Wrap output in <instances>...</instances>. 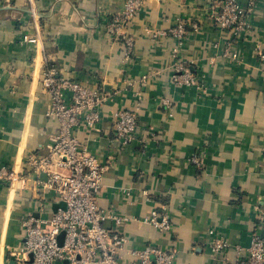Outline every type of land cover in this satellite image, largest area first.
Here are the masks:
<instances>
[{"label":"crops","instance_id":"1","mask_svg":"<svg viewBox=\"0 0 264 264\" xmlns=\"http://www.w3.org/2000/svg\"><path fill=\"white\" fill-rule=\"evenodd\" d=\"M213 1L142 0L126 30L133 38L127 55L107 32L126 0H0V169L25 172L28 155L43 152L57 134L59 122L48 115L52 98L41 82L45 56L63 76L106 94L101 123L78 137L103 163L110 158L98 201L127 219L122 264L148 246L174 251L175 264H214L210 229L230 242L235 257L234 247L250 246L259 228L264 0H256L251 33L231 48V32L209 18ZM180 23L183 41L169 33ZM180 65L207 81L205 92L174 81ZM122 109L136 111L139 123L125 148L113 129V114ZM61 204L33 178L0 181V264H17L11 251L25 242L24 220ZM154 210L167 216L170 230L145 222Z\"/></svg>","mask_w":264,"mask_h":264},{"label":"built area","instance_id":"2","mask_svg":"<svg viewBox=\"0 0 264 264\" xmlns=\"http://www.w3.org/2000/svg\"><path fill=\"white\" fill-rule=\"evenodd\" d=\"M142 6V0H126L125 11L112 16L107 25V32L116 41L124 43L127 55L132 53L133 38L126 30ZM256 7V0L247 5L241 0H215L210 4L209 18L232 34L228 48L245 41L251 33L250 16ZM194 28L199 29L197 23ZM169 33L183 41L187 35L186 26L180 23ZM258 49L264 62V52L260 47ZM232 58L237 60L239 56L234 54ZM177 68L174 81L206 91V80L196 76L187 66ZM41 82L52 98L48 115L56 117L59 122L55 139L43 152L28 155L25 172L17 173L2 167L0 181L20 180L26 184L33 178L38 188L54 192L65 206L53 213L50 206L46 207L39 218L31 215L24 220L25 242L21 248L13 249L11 256L17 264H62L64 261L72 264H122V252L127 244L122 224L127 219L113 209L101 207L98 201L104 176L111 168L110 158L103 163L78 137L79 131L98 127L102 121V106L108 97L98 89L63 76L47 56ZM138 126L136 111H115V142L123 148L130 146L137 138ZM194 162L199 164L197 158ZM43 175L47 177L45 180ZM107 221L115 223L114 226L108 228ZM145 222L162 231L171 229L167 216L157 210L145 218ZM62 234L63 244L59 239ZM208 248L214 264H264V212L250 246H235V257L229 253L232 249L230 242L214 228L208 231ZM134 254L140 260L136 258L128 264H175V252L171 250L148 246Z\"/></svg>","mask_w":264,"mask_h":264},{"label":"water","instance_id":"3","mask_svg":"<svg viewBox=\"0 0 264 264\" xmlns=\"http://www.w3.org/2000/svg\"><path fill=\"white\" fill-rule=\"evenodd\" d=\"M61 205H63V207L65 206L64 204H61ZM63 237H64V234H62V235L59 237V239H60V243H61V244H63Z\"/></svg>","mask_w":264,"mask_h":264}]
</instances>
